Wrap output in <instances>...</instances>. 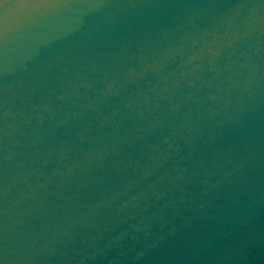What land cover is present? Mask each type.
Returning a JSON list of instances; mask_svg holds the SVG:
<instances>
[{
  "label": "water",
  "instance_id": "water-1",
  "mask_svg": "<svg viewBox=\"0 0 264 264\" xmlns=\"http://www.w3.org/2000/svg\"><path fill=\"white\" fill-rule=\"evenodd\" d=\"M0 264H264V0H0Z\"/></svg>",
  "mask_w": 264,
  "mask_h": 264
},
{
  "label": "clouds",
  "instance_id": "clouds-1",
  "mask_svg": "<svg viewBox=\"0 0 264 264\" xmlns=\"http://www.w3.org/2000/svg\"><path fill=\"white\" fill-rule=\"evenodd\" d=\"M49 7H53V8H55V7H59L58 5H50ZM20 253H22V255H18L17 257H16V259H19V260H26V259H28L29 257H28V253H27V251L26 250H24V249H20V250H18Z\"/></svg>",
  "mask_w": 264,
  "mask_h": 264
}]
</instances>
